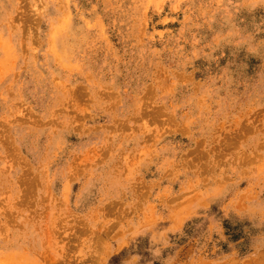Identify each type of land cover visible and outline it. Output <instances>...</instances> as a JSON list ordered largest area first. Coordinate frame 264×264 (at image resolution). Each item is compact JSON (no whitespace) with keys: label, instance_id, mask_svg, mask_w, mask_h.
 I'll use <instances>...</instances> for the list:
<instances>
[{"label":"rangeland","instance_id":"obj_1","mask_svg":"<svg viewBox=\"0 0 264 264\" xmlns=\"http://www.w3.org/2000/svg\"><path fill=\"white\" fill-rule=\"evenodd\" d=\"M0 264H264V0H0Z\"/></svg>","mask_w":264,"mask_h":264}]
</instances>
